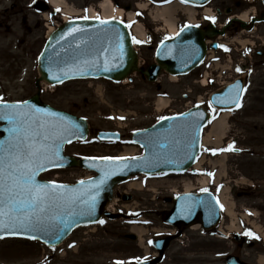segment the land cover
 <instances>
[{
    "label": "rangeland",
    "instance_id": "374dc122",
    "mask_svg": "<svg viewBox=\"0 0 264 264\" xmlns=\"http://www.w3.org/2000/svg\"><path fill=\"white\" fill-rule=\"evenodd\" d=\"M64 1L67 3V9L73 10L72 8H74L75 10L81 11L87 6H96L100 0ZM120 1L128 3L131 0ZM225 1L229 2L230 0H215L210 8H214V13H216L215 9L224 7L222 3ZM168 2V0H136V3L139 5L145 6L151 4L147 12L139 13L138 15V20L143 23L146 27V33L149 34L147 38L148 43L142 46L137 45V48L140 50L141 62L145 65L147 64V66L154 63L156 48L159 43L170 38L166 23L163 20L155 21L157 9ZM135 11H137V9H133L132 12ZM178 13L179 16L177 19L180 17L184 19V17L181 16L182 11L179 10ZM53 27H55L54 24ZM236 28L239 29V31H236ZM227 35V38L222 41L231 43L237 49V52L242 51V46L235 40L240 36H242V38H239L240 41L246 40L249 43V49L256 50L260 48L261 45H264V25L258 26L253 32H249L248 30H243L238 24H235L229 29ZM35 39H40L39 33L32 36V42ZM41 46L42 44L36 46L35 54L32 58L31 76H26L27 84L23 87L19 85V83H15L14 79L17 78V75L9 74V76L3 79V93L12 96V99H24L36 94L37 89L34 83L37 79V74L35 71L34 57ZM230 53L231 51L225 52V56H223L225 63L222 61V66L227 64L230 67L232 63H235L238 56L235 52L229 56ZM218 55L221 54L219 53ZM239 62L248 63V65L254 64L257 69H255L253 80L246 94V104L244 108H242V112L236 114V116L231 119V130L227 134L228 138L223 143V146L226 147L232 139H237L240 148L252 150L253 153H244L241 156L232 155L227 162L228 175L223 178L222 185L224 188H229L231 190V193L228 194L227 197L234 207V217L225 216L221 228L225 229V233L231 236L238 230L239 221L242 224L243 230L249 229L252 233H254L253 229L262 230L264 232V131H259L257 128H255V130L248 129V127L252 125L264 126V66L259 64L264 62V58L256 57L255 54L249 50L247 59L244 60L240 57ZM204 70L207 69L205 68ZM207 71L210 76L214 73L212 72L213 70L210 69ZM230 74L232 75L233 71ZM162 75L159 84L149 83L140 75L135 77L133 82L128 81L127 84H113L105 82L104 80L94 82L79 81L68 83L58 87L56 90L54 88H48L47 94L43 95V100L53 107L87 119L94 132H97V130H113L122 132L124 136V142L120 144L96 145V136L94 134V137L88 143L75 145L67 149V154L70 156L80 154L82 156L116 157L118 155H123L126 149L133 148L136 150V156H142L143 150L131 143L134 132L147 129L163 117L180 113L188 107L194 106L198 99L206 102L217 88L215 85L208 90H203L201 86L194 84L195 80L201 78L202 72L193 74L190 77L180 78V81L176 83L170 81V76L168 74L164 73ZM225 81L228 82L229 80L226 79ZM4 88H7L8 91H5ZM53 90H55V94H51ZM185 93L189 94L187 99H184ZM160 98L169 100L170 103L168 108L164 110L159 109L158 101ZM253 101H255L254 106L256 108L259 107V111L246 114V111L251 109ZM246 116H250L252 119L245 121L244 117ZM246 124L248 125L246 130L248 131L244 129ZM206 132L210 134L211 129L208 128ZM212 141H216V137H214ZM207 146L209 148L214 147L213 145ZM207 160L205 165L211 168L209 163L214 162L215 159L209 158L208 156ZM223 173L225 174V172ZM90 175L91 173L82 170L69 169L57 172L56 174H48L45 176V179H58L66 182H73L76 179L86 178ZM173 179H175V177H173ZM173 179L169 182L154 184V186H149V183L153 180L159 181L168 179L146 177L135 179L128 186H124L123 191L134 193L136 200L135 202H123L124 205L126 208L146 211V217L156 222L153 227L172 231L162 222V214L172 207L171 203L166 201V198L171 197L174 190L183 192L184 189H187L186 182L180 181L181 179ZM140 182L143 184L142 192L136 190H133V192L129 189L132 183ZM237 184L238 186H235ZM192 185L193 187L198 186V184L195 183ZM153 189L157 191H153ZM252 191L255 193L250 197H237V193ZM248 214L254 217L250 216L245 218ZM105 230L111 236L107 237L102 232L96 234L90 233L88 246L92 247L91 249L94 251H100L98 256L100 260L97 264H102L106 259H110V264H116L114 263L116 256L112 254L113 251L109 253L101 250L98 242L104 237L108 240L112 238L113 240L108 242V245H111V247L124 248L125 244L130 245L129 242L120 239L118 241L117 236L129 232L130 229L127 226L126 220H120L108 223ZM149 230L151 229L149 228ZM226 234L225 236H227ZM78 237L79 235L74 236L72 242ZM189 237L191 238L190 235ZM256 237H259V239L254 247L251 248L246 246L240 251L242 255H246L249 258V262L253 264H257L260 257L264 256V239H261L258 235H256ZM205 240L206 241H190V243L186 241L185 245L189 247L179 251L175 256H172L171 263L185 262L186 264H205L203 261H207L206 264H212V262L217 259L215 254L212 253L219 252L216 250V247L221 248L220 252L222 253L223 259H217L220 261H224L228 253H233L239 249L232 237H225V240L219 241L214 237L208 236ZM174 245L175 247L173 250L176 252L179 246L177 243H174ZM201 245H203V247H200ZM126 249L127 255H131L132 252L135 251L133 245L132 247H126ZM62 251L67 252V256H64L65 264H72L78 258L77 255L74 254L72 247H64ZM50 254L51 252L39 243L22 240L0 241V264H42L44 258H47ZM56 256L59 261H62L60 259V253ZM59 261L57 260L52 264H61ZM167 264H170L169 260Z\"/></svg>",
    "mask_w": 264,
    "mask_h": 264
},
{
    "label": "water",
    "instance_id": "95a60500",
    "mask_svg": "<svg viewBox=\"0 0 264 264\" xmlns=\"http://www.w3.org/2000/svg\"><path fill=\"white\" fill-rule=\"evenodd\" d=\"M196 5H203L210 0H184ZM108 31H104V29ZM72 29H84L83 32H72ZM71 33V34H70ZM215 33H204L196 28L189 27L184 30L181 35L172 41L162 43L157 51V62L159 65L151 66L144 73L151 82L156 81L162 70L174 75H186L193 71L203 61L206 54L205 37H213ZM118 37H122L119 40ZM111 40V46L108 41ZM122 43V53L119 44ZM107 49V51H103ZM98 57L101 65L107 60L110 71H102L93 69L87 75L80 73L64 76V70L74 66L83 59H92ZM138 56L133 49L132 39L125 26L117 21H111L110 25H101L99 21H74L64 25L56 31L41 60V70L43 76L49 82L60 83L71 78L78 77H106L113 81H120L134 71L137 70ZM59 76L61 79H56ZM239 92L241 98L242 88L238 85H232L221 90L212 97L213 103L221 109H230L235 107V103L231 101L236 98ZM217 98L224 100V103H217ZM36 104H41L37 99L33 100ZM185 115L175 117V119H167L161 121L152 129L139 132L135 135L134 140L139 142L146 149L145 159L133 160L127 164L128 167L108 166L106 172L114 173L104 177V183L99 185V194L96 198L95 212L92 215H73L69 220L71 227L66 228L59 239L55 235H44L43 233H34L40 240L48 245L55 246L65 240L69 234L79 225L94 223L103 213L105 204L112 199L113 188L116 184L126 181L130 175L137 173L156 174L161 172H184L195 162L196 156L200 150L201 133L206 125L208 117L203 110L197 109ZM202 114L203 118H199ZM77 126L84 132L79 135L83 138L86 136L88 128L84 121L72 119ZM192 124H198L199 128L190 127ZM7 135V133H6ZM83 136V137H82ZM195 138V146L192 148L187 145ZM167 145L161 148L160 145ZM157 153L166 154V159H160L158 164L153 165L146 163L152 161ZM169 160L171 162H169ZM70 166H83L75 160H70ZM86 189L92 195L97 191ZM97 189V187H96ZM190 196L183 197L180 205L185 204ZM186 200V201H185ZM185 201V203H183ZM82 204V202H81ZM83 207H86L82 204ZM184 206V207H183ZM167 223H177L179 226L190 223H201L205 228L214 227L220 218V210L215 198L208 194L202 197H194L193 202L183 205ZM68 208L55 209L57 215L67 217L69 215ZM79 212V208H76ZM3 237H28L32 233H21L11 235L7 232L0 234ZM238 261V262H237ZM235 260V264H243L239 260Z\"/></svg>",
    "mask_w": 264,
    "mask_h": 264
},
{
    "label": "snow or ice",
    "instance_id": "6c2138e0",
    "mask_svg": "<svg viewBox=\"0 0 264 264\" xmlns=\"http://www.w3.org/2000/svg\"><path fill=\"white\" fill-rule=\"evenodd\" d=\"M211 19L215 23V18ZM100 24L110 25L111 21L100 20ZM83 31L84 29H72V32ZM118 39L122 40V37ZM108 43L111 46V40ZM119 49L122 53V43L119 44ZM103 51L106 52L107 49ZM93 69L110 71L107 60L101 65L98 57H93L83 59L65 69L64 76L67 77L77 72L87 75ZM55 78L61 79L59 76ZM239 100L240 97L237 94L231 102L239 105ZM216 102L224 103L225 101L217 98ZM184 115L187 118L189 115L197 114L186 113ZM199 118H203L202 114H199ZM161 119L175 118L163 117ZM0 121L7 122L6 131L9 133L7 140L0 141V234L5 232L11 235L32 233L27 238L39 239L34 233H43L46 236L54 234L55 238L59 239L65 229L71 227L69 223L71 216L94 214L99 186H97L96 195H92L90 191L82 188L73 189L63 184H42L37 181L38 174L47 170L49 166H62L59 163L62 144L71 142L69 137L75 134L73 129L78 130L77 125L67 121L58 113L45 112L29 104H8L2 97H0ZM190 127L198 129L199 125L192 124ZM195 143V138H193L187 147L192 148ZM160 147L165 148L167 145L161 144ZM233 150L234 145L221 151ZM166 158V154L157 153L152 161L146 160V163L156 165L160 159ZM102 159L109 161L110 166L128 167L129 165H121L118 162L145 158L119 157L114 160L112 157H105ZM101 171L105 169L101 168ZM110 174L114 173L105 172V178ZM79 183L82 186L85 185L83 180ZM99 183L102 185L104 180L102 179ZM81 202L86 207H83ZM65 207L70 210L67 217L54 212L55 209ZM76 208H79V212ZM99 223L103 224L104 221L101 220ZM245 235L259 239L251 232ZM0 238L3 236L0 235ZM116 264H123V262L117 261Z\"/></svg>",
    "mask_w": 264,
    "mask_h": 264
},
{
    "label": "flooded vegetation",
    "instance_id": "af4514ba",
    "mask_svg": "<svg viewBox=\"0 0 264 264\" xmlns=\"http://www.w3.org/2000/svg\"><path fill=\"white\" fill-rule=\"evenodd\" d=\"M46 1L47 0H0V85L3 84L4 77L9 76V74L17 75V78L14 79L15 83H19V85H22L23 87L27 84L26 76H31L32 58L33 55L35 54L36 46L42 44V42H45L47 23H45L42 18L43 16H45V13H42L41 10L44 9V5ZM230 1L231 2L228 3V5L232 13H240L247 6L245 3H242L238 0H230ZM42 2H44V5L41 4ZM114 2L116 3V5L122 6L124 8H126L127 6H131L130 3L121 4L119 0H114ZM134 4H135V0H133L132 2V5ZM257 6L262 9V13L260 14V17L261 19L264 20V8L261 6V3L257 4ZM217 10H218L217 20H220V18L223 16V13L221 8H218ZM227 23L228 26L233 24V23L229 24V20L227 21ZM204 27H206V24H204ZM36 33H39L40 39L38 40L35 39L32 42V36ZM263 53H264V47H262V51L256 52L258 56H261V54ZM38 57L39 54L35 56V61H36L35 70H37ZM240 73L241 71H237L235 75L239 76ZM4 90L8 91L7 88H4ZM4 101H13V100L5 99ZM252 103L253 105L251 106V109L247 110L246 114L259 111V107L256 108L254 106L255 101H253ZM250 119H252L250 118V116L244 117L245 121H249ZM246 127H248L247 124L244 126V129L245 131H248L246 130ZM255 128H257L259 131H264V126L252 125L251 127H248L249 130H255ZM167 200L170 201V199ZM123 216L126 217V215L124 214ZM104 224L105 222L103 223V225ZM79 231H81V234H79V237L76 239V243L74 247V252L78 258L72 264H97V262H99L100 260V257H98L100 251H94L91 249L92 247L88 246L90 232L89 231L86 232L84 230H79ZM96 232L97 233L102 232L107 237L111 236L107 233V231L105 230V228H103V226H99ZM201 232L203 233L199 235L198 239L195 238L194 241L196 239L197 241H201V240L206 241L205 238H207L209 234H213L212 236L215 237L216 239L217 238H220L221 240L224 239L223 238L224 233L222 229L221 230L217 229L215 231H211L210 233H208L209 231H204V230H201ZM190 233L191 232H188L189 235ZM181 236H184L187 239H189L186 235V231H183L181 233ZM164 238L165 237L158 238L152 236L151 238L148 239L147 247H145L146 241L142 245V247L140 246L141 244H139V242H130V241H129L130 245L125 244L124 248L111 247V245H108V239L106 237H104L101 241H99L98 244L99 247H101V250L107 251L109 253L113 251L112 254L120 258L125 263L129 262L130 264H144L158 257L159 254L157 249L154 247V241ZM232 238L235 241V244L238 245L234 237ZM109 239L111 240V238ZM132 245L135 247V251H133L131 255H127L126 247H132ZM246 246L250 247V244H246L245 246L238 245L239 249L233 252V255L247 260L246 256L242 255V252H240ZM174 247L175 245L171 243L170 248L165 255L163 263L166 261L169 254L170 255L173 254L171 248L173 249ZM200 247H203V245H201ZM216 250L219 252L217 253L215 252L212 254L221 256L222 255V253L220 252L221 248L216 247ZM175 255L176 253L174 252L173 256ZM48 263H51V260H48ZM60 263L65 264V261H61ZM203 263L206 264L207 261H203ZM102 264H110V259L104 260Z\"/></svg>",
    "mask_w": 264,
    "mask_h": 264
},
{
    "label": "bare ground",
    "instance_id": "6f19581e",
    "mask_svg": "<svg viewBox=\"0 0 264 264\" xmlns=\"http://www.w3.org/2000/svg\"><path fill=\"white\" fill-rule=\"evenodd\" d=\"M50 2L54 7L63 6V3L61 0H50ZM100 8L102 10V16L97 17V16L92 15V18H95V19L99 18V19H105V20H118V21H122V20L126 19L128 24L130 26L134 27V33L137 36V38L142 39V40L146 39V32H145L142 24L137 21L135 13H133V12L125 13V11L116 8L111 0L102 1ZM147 8H148L147 5H145V6L141 5V9L146 10ZM157 10L158 11L155 15V19H156L155 21L163 20L166 23V26H167L169 32L171 33V35L173 37H176L179 33V29H177V25H176V16L179 15V13H178L179 10L183 11L185 14H188L189 19H192L193 21H195V16L193 15L194 11L191 9H188V8H182L178 4H172L170 6L159 8ZM78 13L79 12L76 10H69L67 12V14H69L71 16H76V15H78ZM248 18H249V15L245 14L244 16H242L241 21L246 23L248 21ZM53 32H54V28L51 27L49 29L48 36L50 37V35H52ZM241 44L245 47L247 42H242ZM170 79H171V82H173V83H176L177 81H179L175 76H171ZM100 91H101V89H100ZM169 103L170 102L168 99L160 98L158 101L159 109L164 110V109L168 108ZM229 118H230V115H228V114H223L220 116V118L212 125L210 134H206V136L204 138V144L205 145H213L217 148L222 146L223 141L225 140V138L227 137V134L229 132V127H228V119ZM214 137H216V141H212V139ZM135 153H136V150L133 148L132 149H126L123 156H134ZM227 159H228V156L222 155V157L219 159V161H216L214 163L215 168H217L216 166L221 165V167L223 169H225V167H226L225 164L227 163ZM200 165H201V163H198L196 165L197 168H199ZM223 171H221L219 173V179L222 178ZM201 181H202L201 182L202 186L205 187L207 185V181L206 180H201ZM164 182H169V180H159V181L153 180L149 183V186L150 185L154 186V184H161ZM130 186L132 189L135 188V189H138L139 191H142V188H141L142 183H132ZM192 186L193 185H191L190 183L186 184L187 191L191 192ZM155 191H157V190H155ZM229 192H230V189L225 188L222 191V193H220V199H221V204H222L223 208L225 209L226 214L230 217H234V207L231 205V203L227 197ZM248 216L249 215L245 216V218H248ZM258 231L264 235V232L262 230H258ZM133 232L135 234H137V236L141 239V243L143 244L142 239L146 233L143 230V228L133 227ZM142 244H141V247H142ZM260 264H264V256L260 257Z\"/></svg>",
    "mask_w": 264,
    "mask_h": 264
}]
</instances>
